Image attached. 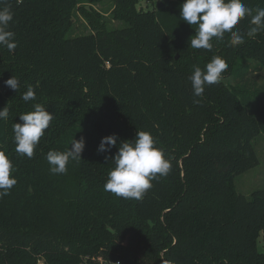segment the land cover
<instances>
[{"label": "trees", "instance_id": "obj_1", "mask_svg": "<svg viewBox=\"0 0 264 264\" xmlns=\"http://www.w3.org/2000/svg\"><path fill=\"white\" fill-rule=\"evenodd\" d=\"M105 1L0 0L17 43L12 52L0 47V109L9 110L0 151L17 180L0 198V264H264V189L246 197L236 187L260 164L264 87L230 84L249 71L246 61L264 68V31L248 37L245 17L235 29L243 44L225 33L211 51L193 49L195 26L179 18L184 0L147 11L141 0H110L118 28L93 8ZM243 3L264 8V0ZM78 15L90 33L72 35ZM214 56L228 69L196 97L193 66L203 70ZM12 77L17 91L5 85ZM29 86L35 99L25 102ZM37 103L53 119L29 159L15 152L13 124ZM138 131L151 134L171 170L142 200L124 199L104 185L119 143ZM113 134L117 146L99 153ZM81 137V160L52 174L47 153Z\"/></svg>", "mask_w": 264, "mask_h": 264}, {"label": "clouds", "instance_id": "obj_2", "mask_svg": "<svg viewBox=\"0 0 264 264\" xmlns=\"http://www.w3.org/2000/svg\"><path fill=\"white\" fill-rule=\"evenodd\" d=\"M255 13V14H253ZM250 17L247 36L254 38L264 31V8L255 10L247 7L243 0H184L180 6V19L188 25L195 26V35L190 38L189 46L193 49H213V38L223 39L229 33L232 44H243L244 37L235 31L239 22ZM13 21V14L8 7L0 8V47L12 52L17 47L15 34L8 30ZM193 28V27H192ZM228 69L227 62L214 56L202 70L194 65L193 74L189 77L193 94L202 96L205 86L217 84L222 79V73ZM5 85L17 91L20 82L12 77ZM25 102L35 99L34 89L29 86L22 95ZM34 111L21 114L20 123L13 124L15 152L31 159L34 149L39 144L45 130L49 128L53 115L39 103ZM9 115L7 107L0 109V120H6ZM118 137L113 134L103 137L98 145L99 153H111L117 146ZM86 146L85 139H73L71 147L64 152L49 151L46 159L52 174H65L69 160H81V153ZM108 160L109 157L105 156ZM114 167L108 172L104 190L124 199L142 200L152 181L158 177H166L171 170V163L165 158L164 152L155 147V140L150 133L138 131L132 141H121L118 150L111 157ZM13 164L8 156L0 151V198L10 194L17 180L11 175Z\"/></svg>", "mask_w": 264, "mask_h": 264}, {"label": "rangeland", "instance_id": "obj_3", "mask_svg": "<svg viewBox=\"0 0 264 264\" xmlns=\"http://www.w3.org/2000/svg\"><path fill=\"white\" fill-rule=\"evenodd\" d=\"M160 0H141L138 9L144 11L154 9L156 3ZM113 3L110 0L105 1L102 4L93 6V8L102 13L107 21L108 25L111 27H121L123 24L113 20L111 18ZM91 32V28L88 26L87 22L81 15H78L77 21L75 22V27L72 32L73 36L88 34ZM249 68L244 77H237L236 79H230L231 85H240L242 87L248 88L250 90L263 89L264 87V68L260 67L258 64L253 62L245 63ZM229 84V85H230ZM263 91V90H261ZM255 150L257 152L260 164L246 172L236 177V187L239 194L250 197L255 191L264 189V134L257 137L254 141ZM262 237L259 239V250L264 252V245L262 242Z\"/></svg>", "mask_w": 264, "mask_h": 264}, {"label": "water", "instance_id": "obj_4", "mask_svg": "<svg viewBox=\"0 0 264 264\" xmlns=\"http://www.w3.org/2000/svg\"><path fill=\"white\" fill-rule=\"evenodd\" d=\"M159 7H160V8L162 7V5H161L160 2H159ZM176 58L178 59V58H179V55H177Z\"/></svg>", "mask_w": 264, "mask_h": 264}]
</instances>
